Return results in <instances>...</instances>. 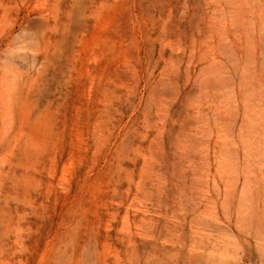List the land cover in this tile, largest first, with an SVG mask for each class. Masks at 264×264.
<instances>
[{
  "label": "rangeland",
  "instance_id": "obj_1",
  "mask_svg": "<svg viewBox=\"0 0 264 264\" xmlns=\"http://www.w3.org/2000/svg\"><path fill=\"white\" fill-rule=\"evenodd\" d=\"M0 264H264V0H0Z\"/></svg>",
  "mask_w": 264,
  "mask_h": 264
}]
</instances>
